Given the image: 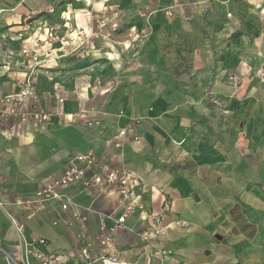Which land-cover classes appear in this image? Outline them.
<instances>
[{"label":"crops","instance_id":"0c3cea01","mask_svg":"<svg viewBox=\"0 0 264 264\" xmlns=\"http://www.w3.org/2000/svg\"><path fill=\"white\" fill-rule=\"evenodd\" d=\"M84 1L79 3L86 13L111 19L104 52L68 58L59 48L42 66L25 67L29 57L20 54L22 44L32 53L50 44L39 41L46 35L34 28L46 21L37 19L15 22L16 56H0V98L19 92L33 72L35 99L17 113L48 115L42 124L18 114L0 119V264H42V258L49 264H99L98 257L111 250L120 262L147 264V248L134 232L138 211L124 229L112 231L121 212L116 195L55 186L58 199H36L89 151L109 169L125 168L141 180L149 213L159 215L167 199L170 208L159 215L170 253L165 264H264V0ZM42 11L51 13L35 12ZM86 17L88 31L76 26L73 35L103 43L91 36ZM55 23H46L45 30ZM25 28L32 37L24 36ZM229 76L240 78L239 86L229 84ZM210 99L228 106L235 127L222 122ZM238 109L256 177L245 196H238V181L201 179L195 191L182 177L164 180L163 159L178 154L185 142L194 145L196 137L216 135L220 154L227 152L226 141H234L238 160ZM102 223L110 236L105 245L99 241ZM159 263L150 256V264Z\"/></svg>","mask_w":264,"mask_h":264},{"label":"rangeland","instance_id":"374dc122","mask_svg":"<svg viewBox=\"0 0 264 264\" xmlns=\"http://www.w3.org/2000/svg\"><path fill=\"white\" fill-rule=\"evenodd\" d=\"M79 1L80 0H0V56H6V54H9L10 56L13 54L12 56H16L15 52L17 50L15 48L17 44L14 43L17 41L14 43L12 41L17 40L14 39L17 35V33H15V27L19 24L15 22L21 21V24L26 25L28 22H32L33 20L37 19H41V21L37 22H43V20H45L48 24L50 22H56L58 24L56 25L55 23L56 26H53L54 29L48 28L45 30L46 28L44 25L46 23H40L36 26V28H34L35 32L41 28L46 35L42 36H44L46 40L49 39L50 44L46 47L47 49H43L45 44H41L40 46V42L35 40V45H39L35 49V55L37 59L33 62L32 59L27 56L29 57V64L22 63L25 65V67H30L32 65L33 68L42 66L44 60L43 58H45L47 55L48 57H46V59H48L49 55L52 54V51H54V49L56 51V49L59 48L63 50V54L68 56V58L70 56L77 58L82 54L83 56H86L87 53H92L93 51L104 52L106 48H109L108 44L105 43L107 38L110 36L106 26L111 19L106 14L96 15L91 11L86 13L84 8H80L81 3H79ZM47 5L54 6V9H46L45 6ZM66 8L68 9L65 11ZM39 9L50 11V14L53 16V18L50 19V14L44 11L39 13L35 12ZM68 10H71L72 13H75V10H84L82 13L83 15L85 14L88 16L86 18L90 24V32L92 34L91 36H93V38L95 36V39L96 37L101 40L103 39V43L93 45L89 44L85 39H78V37H81L80 34L74 36L73 32L76 29L75 19L68 21L63 18L65 12ZM24 21H26V23ZM63 26H67V28L62 30ZM17 30L21 29L17 28ZM24 30L25 37H32L33 33L30 31V28H25ZM84 34L86 33L84 32ZM37 36L38 34H36V37ZM42 36H40L39 41ZM95 41H97V39ZM22 45L23 46L19 51L20 54L24 49L30 51L27 47V44ZM67 64H69V62H67V60L64 61L61 68H65L64 66ZM32 73H28L26 78L28 76L32 78ZM70 82L71 80L69 79L68 83ZM215 102L216 101H212V104L218 107L217 110L220 113L222 122H231L233 124L235 120L233 121L230 119V116L232 115H230V109L228 106L225 107L220 103L216 104ZM236 118H238V160L234 155V141H226L225 148L227 152L226 154H220L218 148L219 138L216 135L207 136L204 138L196 137L194 145H188V142H185L183 146L184 148L180 150L178 154L168 156L163 159L160 171L163 174L164 180L167 179L173 181V179L182 177V179L191 182V186L192 188L194 187L195 191L198 190L197 183L201 179H213L219 184L223 182L233 184L234 182L238 181V196H245V193L250 191L249 184L255 182L256 177L250 169L249 157H247L245 152V149L249 148V144L248 142H243V128H241L239 125L243 124V121L242 113L239 109ZM229 127L231 128V125ZM233 127H235V124H233ZM231 191H234V189Z\"/></svg>","mask_w":264,"mask_h":264},{"label":"built area","instance_id":"2783aa9c","mask_svg":"<svg viewBox=\"0 0 264 264\" xmlns=\"http://www.w3.org/2000/svg\"><path fill=\"white\" fill-rule=\"evenodd\" d=\"M22 55L29 56L33 62L37 59L35 53L25 49L22 51ZM3 68L7 69L5 66ZM30 68H33V65L30 66ZM262 75L264 76V73ZM227 81L232 86H237V84L239 85L240 83V78L237 79L235 76H229ZM31 99H35V95L32 90L31 77L28 76L19 92L8 94L0 98V119L7 115L18 114L17 109L24 102ZM56 100L58 103L63 102L61 96H56ZM6 106H9L7 111L4 109ZM18 116H20L22 120L30 118L37 124H42L48 119V115L41 111L18 114ZM88 125L91 126L92 124L89 123ZM94 125H97V123ZM118 134L119 136H124L125 131L121 130ZM76 160L81 163L80 166L70 165L53 186H47L39 190L36 193V199H58L59 195L53 189L55 186H77L83 191L100 189L102 192L116 195L118 207L121 212L115 219L112 231L124 229L128 217L135 211H138L139 225L134 232L138 236L140 242L147 248V264H150V256L157 258L160 261L159 264H165L164 259L170 253L164 248L166 228L160 226L159 215L169 210L170 204L167 199L163 200L159 215L151 214L142 201V183L135 174L125 168L109 169L99 162L98 157L93 151L76 156ZM31 203L30 201H26L23 205L29 207ZM62 207L66 209L67 204H63ZM2 208L3 204L0 202V209ZM183 224L185 225V223H182V225ZM18 228L20 231L23 229L22 226ZM100 230L101 235L99 241L100 244L105 245L106 242L110 241V236L105 234V225L103 223L100 226ZM40 243H43V241H40ZM83 254L88 255V251L84 249ZM97 261H99V264H126L118 261L116 250H111L109 253L99 256ZM42 264H49V260L47 258H42Z\"/></svg>","mask_w":264,"mask_h":264},{"label":"bare ground","instance_id":"6f19581e","mask_svg":"<svg viewBox=\"0 0 264 264\" xmlns=\"http://www.w3.org/2000/svg\"><path fill=\"white\" fill-rule=\"evenodd\" d=\"M87 5H90V0H86L84 1ZM98 8L102 9L103 4L99 3L98 5H96ZM96 7V8H97ZM64 18L68 21H71L72 19L75 18L76 21V26L77 27H83L86 31H88V27L87 24L85 23V19H84V15L82 13V11H76L75 13H72L71 10H68L67 12H65L64 14ZM46 38L45 37H41L40 41H45Z\"/></svg>","mask_w":264,"mask_h":264},{"label":"water","instance_id":"95a60500","mask_svg":"<svg viewBox=\"0 0 264 264\" xmlns=\"http://www.w3.org/2000/svg\"><path fill=\"white\" fill-rule=\"evenodd\" d=\"M218 239H221L220 236H217Z\"/></svg>","mask_w":264,"mask_h":264}]
</instances>
